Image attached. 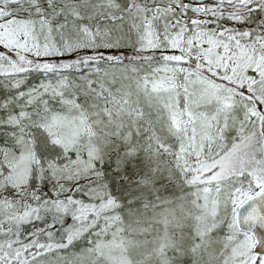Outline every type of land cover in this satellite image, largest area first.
I'll return each mask as SVG.
<instances>
[{
    "label": "snow or ice",
    "instance_id": "6c2138e0",
    "mask_svg": "<svg viewBox=\"0 0 264 264\" xmlns=\"http://www.w3.org/2000/svg\"><path fill=\"white\" fill-rule=\"evenodd\" d=\"M0 264H264V0H0Z\"/></svg>",
    "mask_w": 264,
    "mask_h": 264
}]
</instances>
